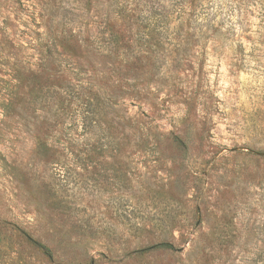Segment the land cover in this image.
Masks as SVG:
<instances>
[{
  "label": "rangeland",
  "instance_id": "1",
  "mask_svg": "<svg viewBox=\"0 0 264 264\" xmlns=\"http://www.w3.org/2000/svg\"><path fill=\"white\" fill-rule=\"evenodd\" d=\"M0 264H264V0H0Z\"/></svg>",
  "mask_w": 264,
  "mask_h": 264
},
{
  "label": "trees",
  "instance_id": "2",
  "mask_svg": "<svg viewBox=\"0 0 264 264\" xmlns=\"http://www.w3.org/2000/svg\"><path fill=\"white\" fill-rule=\"evenodd\" d=\"M119 22H118V20H112V19H109L107 22H106V27H107V29H108V31L110 32V34L112 35L113 33H114V31H116L117 29L119 30V33H122V31H123V27H122V24H118ZM105 30H106V28H105ZM124 33V32H123ZM136 60H138V58L136 57L135 58ZM31 241V243L33 244V245H35L36 247H39V249H44L43 248V246L41 245V244H39V243H37L36 241H34V240H30ZM157 247H160V248H171L172 246L171 245H169V244H159V245H157Z\"/></svg>",
  "mask_w": 264,
  "mask_h": 264
}]
</instances>
